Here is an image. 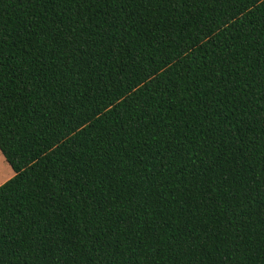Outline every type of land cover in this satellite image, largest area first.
<instances>
[{
    "label": "trees",
    "instance_id": "1",
    "mask_svg": "<svg viewBox=\"0 0 264 264\" xmlns=\"http://www.w3.org/2000/svg\"><path fill=\"white\" fill-rule=\"evenodd\" d=\"M264 0H0V264H264Z\"/></svg>",
    "mask_w": 264,
    "mask_h": 264
},
{
    "label": "rangeland",
    "instance_id": "2",
    "mask_svg": "<svg viewBox=\"0 0 264 264\" xmlns=\"http://www.w3.org/2000/svg\"><path fill=\"white\" fill-rule=\"evenodd\" d=\"M13 175V170L0 152V185Z\"/></svg>",
    "mask_w": 264,
    "mask_h": 264
},
{
    "label": "snow or ice",
    "instance_id": "3",
    "mask_svg": "<svg viewBox=\"0 0 264 264\" xmlns=\"http://www.w3.org/2000/svg\"><path fill=\"white\" fill-rule=\"evenodd\" d=\"M260 98H261V100H264V91H262Z\"/></svg>",
    "mask_w": 264,
    "mask_h": 264
}]
</instances>
